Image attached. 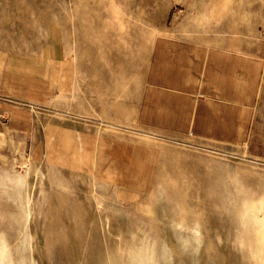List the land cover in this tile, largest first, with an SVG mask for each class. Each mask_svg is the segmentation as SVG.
Here are the masks:
<instances>
[{
  "label": "rangeland",
  "instance_id": "374dc122",
  "mask_svg": "<svg viewBox=\"0 0 264 264\" xmlns=\"http://www.w3.org/2000/svg\"><path fill=\"white\" fill-rule=\"evenodd\" d=\"M17 1L71 11L79 55L1 102L0 264H264V114L233 147L135 122L154 37L178 13L210 30L214 1ZM233 1L214 23L264 27V0Z\"/></svg>",
  "mask_w": 264,
  "mask_h": 264
},
{
  "label": "crops",
  "instance_id": "0c3cea01",
  "mask_svg": "<svg viewBox=\"0 0 264 264\" xmlns=\"http://www.w3.org/2000/svg\"><path fill=\"white\" fill-rule=\"evenodd\" d=\"M213 1L210 30L179 24L178 13L154 37L135 122L157 134L247 146L264 114V27L238 32L230 17L214 23L234 14L235 4ZM78 51L71 11L0 0V106L9 97L46 95Z\"/></svg>",
  "mask_w": 264,
  "mask_h": 264
},
{
  "label": "built area",
  "instance_id": "2783aa9c",
  "mask_svg": "<svg viewBox=\"0 0 264 264\" xmlns=\"http://www.w3.org/2000/svg\"><path fill=\"white\" fill-rule=\"evenodd\" d=\"M261 74H262L261 78L262 80H264V72H262Z\"/></svg>",
  "mask_w": 264,
  "mask_h": 264
},
{
  "label": "bare ground",
  "instance_id": "6f19581e",
  "mask_svg": "<svg viewBox=\"0 0 264 264\" xmlns=\"http://www.w3.org/2000/svg\"><path fill=\"white\" fill-rule=\"evenodd\" d=\"M255 254V253H254Z\"/></svg>",
  "mask_w": 264,
  "mask_h": 264
}]
</instances>
